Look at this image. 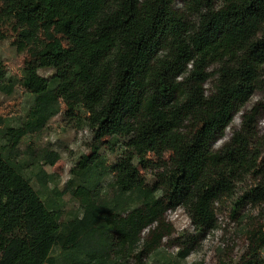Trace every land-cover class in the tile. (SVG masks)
Segmentation results:
<instances>
[{
	"label": "trees",
	"instance_id": "obj_1",
	"mask_svg": "<svg viewBox=\"0 0 264 264\" xmlns=\"http://www.w3.org/2000/svg\"><path fill=\"white\" fill-rule=\"evenodd\" d=\"M1 1L0 24L11 25L13 45L29 53L20 82L34 102L21 125L3 131L0 264H126L143 232L175 204L207 219L236 182L264 178V151L253 145L264 112V0ZM15 85L0 64V91L12 94ZM62 104L68 115L83 111L96 141L127 139L116 162L105 163L96 147L71 169L57 197L71 192L81 213L66 223L58 199L43 197L50 175L40 169L47 181L38 176L36 189L12 159ZM237 112L240 128L216 148ZM167 151L171 166L149 183L141 169L150 154ZM41 158L54 164L59 154ZM106 174L114 175L109 199L99 190ZM248 200L264 201L263 181L235 205ZM240 264L264 258L253 254Z\"/></svg>",
	"mask_w": 264,
	"mask_h": 264
},
{
	"label": "rangeland",
	"instance_id": "obj_2",
	"mask_svg": "<svg viewBox=\"0 0 264 264\" xmlns=\"http://www.w3.org/2000/svg\"><path fill=\"white\" fill-rule=\"evenodd\" d=\"M1 4L0 0V7ZM16 38L11 25L0 24V64H3L7 76L16 81L12 94L0 91V152L5 150L3 147L7 144L3 131L8 126L21 125L27 119L34 102V93L20 82L29 53L17 51L13 45ZM39 73L51 77L54 71L40 69ZM259 98L255 96L247 109L250 110ZM241 119V112H237L225 136L215 143L216 148H221L230 140L233 131L240 128ZM256 129L258 136L253 145L264 151V112L257 117ZM95 136L96 131L89 126L83 111L68 115L62 104L61 111L49 121L43 131L22 139L19 152L12 159L21 166L22 174L36 189L40 188L38 176L47 181L42 172L38 171L42 169L50 175L48 186L42 189L43 197H48V194L51 198L58 199L57 196L72 178L71 169L82 158L93 156L96 147L100 148V157L107 164L116 162L122 156L123 143L127 139L105 137L96 141ZM45 151L58 153L59 159L54 164L44 163L41 157ZM171 158L170 151L162 156L150 154L149 168H142L141 175L149 183L156 182L157 172L170 167ZM213 180L212 176L207 181L212 184ZM113 181V174H106L101 178L99 190L102 198L109 199L113 196ZM258 181L264 182V178L255 179V176L250 175L236 182L232 194L221 195L214 201L207 219L201 217L200 212L193 207L175 204L166 211L161 222L143 232L138 250L131 257L125 258L126 264H240L253 254L264 258V201L248 200L239 206L235 205ZM58 204L63 213L61 221L64 223L81 213L79 199L71 192L58 199ZM157 234L163 236L161 240L157 238ZM145 247L152 248L150 252H146L148 249L145 250ZM186 249H189V255L185 259L179 258L178 253Z\"/></svg>",
	"mask_w": 264,
	"mask_h": 264
}]
</instances>
